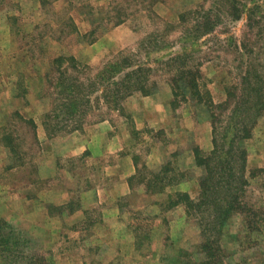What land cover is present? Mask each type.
Instances as JSON below:
<instances>
[{
	"label": "rangeland",
	"instance_id": "1",
	"mask_svg": "<svg viewBox=\"0 0 264 264\" xmlns=\"http://www.w3.org/2000/svg\"><path fill=\"white\" fill-rule=\"evenodd\" d=\"M263 169L264 0H0V264H264Z\"/></svg>",
	"mask_w": 264,
	"mask_h": 264
},
{
	"label": "trees",
	"instance_id": "2",
	"mask_svg": "<svg viewBox=\"0 0 264 264\" xmlns=\"http://www.w3.org/2000/svg\"><path fill=\"white\" fill-rule=\"evenodd\" d=\"M193 89H194V92L197 93V92H196V89H195V88H193ZM256 91H257V90H256ZM256 94H257V95H260V92H259V93L257 92ZM199 100H200V99H199ZM211 105H212V104H211ZM210 119H211V121L213 122V116H211ZM242 154H243V159H245L244 153H242ZM243 163H244V162H243ZM196 165L198 166V164H196ZM217 166L221 168V166H222V162H221V160L218 161ZM261 172H264V169L261 170ZM202 183H203V182H202ZM202 189H203V188H202ZM202 204H203V203H202ZM225 211H227V212L229 211L228 213H230L231 211L233 212V208H232V207H231V208L228 207V208L225 209Z\"/></svg>",
	"mask_w": 264,
	"mask_h": 264
},
{
	"label": "crops",
	"instance_id": "3",
	"mask_svg": "<svg viewBox=\"0 0 264 264\" xmlns=\"http://www.w3.org/2000/svg\"><path fill=\"white\" fill-rule=\"evenodd\" d=\"M141 101H143V102H145L146 100H141ZM147 103V102H146ZM149 103V102H148ZM146 106H147V104H145ZM155 107V109H159L158 108V106H154ZM159 111V113H160V115H161V113H162V110L160 109V110H158ZM202 149V148H201ZM211 148L208 146V148H206V150H204V151H209ZM134 175V174H133ZM113 213L115 214V211L114 212H112V215H113ZM117 214L119 213L118 211L116 212Z\"/></svg>",
	"mask_w": 264,
	"mask_h": 264
}]
</instances>
